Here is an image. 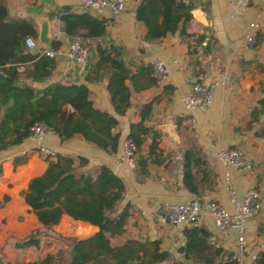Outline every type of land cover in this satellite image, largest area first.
<instances>
[{
    "label": "crops",
    "instance_id": "obj_1",
    "mask_svg": "<svg viewBox=\"0 0 264 264\" xmlns=\"http://www.w3.org/2000/svg\"><path fill=\"white\" fill-rule=\"evenodd\" d=\"M138 2L127 0L124 9L117 13H112L106 7L83 10L105 18L106 30L103 37L86 38L88 64L81 72L83 62L77 63L65 53L71 38L60 30L61 23L57 18L50 19L47 16L49 10L62 5H68L73 11H82L77 1L0 0V3L6 5L10 17L32 20L36 31V18L46 16L50 25V39L56 37L60 41L59 53L53 56L54 67L50 74L41 81L28 79L30 84L42 87L51 82L85 83L91 104L110 113L115 119L109 128L114 138L104 139L108 150L86 139L79 132L61 139L53 130H49L44 136V143L53 148L56 154L72 156L75 164L78 163L77 157H83L85 163L78 165L80 169L100 163L107 165L122 184L116 210L128 206L130 217L126 231L136 226L141 238L157 239L160 248L169 251L174 259H181L176 249L183 242L180 232L182 226L158 223L154 209L159 204L197 198L217 199L228 206L227 193L223 187L225 167L218 160L217 151L230 145L238 147L256 165L249 170L228 169L229 181L234 189L241 193L254 186V183L259 182L258 176L261 182L264 181L261 164L263 139L253 135L258 123L244 127L251 107L261 95L258 83L264 78V71L259 69L258 63L264 64V38L255 46L243 39L244 32L254 30L248 25L250 21L258 23L255 31L264 33L263 0H184L190 4V18L185 23V30L203 36L197 43L193 41V36H180L177 31L143 43L145 27L134 17ZM113 45L122 49L117 50V53ZM106 46L111 47L107 50ZM191 47L195 49L192 55L188 53ZM113 55L123 59L128 71L124 77L116 78L110 85L109 82L107 84L103 66L119 69L120 64L112 58ZM153 57L160 58L166 66V77L160 83L151 82L147 73L137 69L141 64L149 65ZM96 60L99 64L91 65L90 69L91 73H97L99 77L92 78L90 74L85 79L89 63H95ZM193 60H197L198 65H194ZM196 73L207 81L218 77L221 83L215 87L212 100L207 106L186 109L181 93ZM116 84L126 86L129 91L128 103L122 113L115 112L111 103L110 92ZM144 102H149L151 109L142 122L159 132L157 146L160 148L161 159L157 163L148 164L146 176H138L133 166L121 158L119 142L128 134L129 123L140 119L139 107ZM69 107L68 104L61 106L56 116L57 126L61 124L62 116ZM178 116L179 124L175 126V117ZM150 138L151 131L141 134L136 155L146 153ZM34 143V139L25 137L21 142L0 150V199L5 196V200L0 203V223H4L0 228V237L7 232L24 235L30 228H23V223L37 225L35 215L28 209L20 193V190L26 189L29 180L42 174L48 165L47 159L32 148ZM192 146L201 149L206 164L205 171L192 167L196 193L187 190L181 182L182 152ZM18 155L23 156V160L13 164L12 157ZM19 215L21 217L18 220ZM60 218L75 220L65 213ZM194 224L205 226L214 244L234 250L236 264H240L241 259L250 262L257 251L241 256L234 249V233L217 229L206 212H202ZM254 229V220L250 218L246 222V240Z\"/></svg>",
    "mask_w": 264,
    "mask_h": 264
},
{
    "label": "trees",
    "instance_id": "obj_2",
    "mask_svg": "<svg viewBox=\"0 0 264 264\" xmlns=\"http://www.w3.org/2000/svg\"><path fill=\"white\" fill-rule=\"evenodd\" d=\"M190 4L184 0H139L135 7L134 17L145 27L143 40H155L166 33L177 31L181 36H193L196 43L203 38L202 34L190 33L185 30V23L190 18ZM48 18H57L60 30L69 38H78L85 43L86 38L103 37L106 19L97 17L87 11H73L68 5L56 6L47 13ZM30 36L35 40L36 29L33 21L22 17H10L5 4L0 3V150L21 142L29 134V126L34 121L43 122L61 139L74 132L81 133L86 139L105 145V138H114L109 128L115 123L114 117L94 107L88 97L85 83L51 82L42 87L30 84L29 80L41 81L46 78L54 67L53 57L39 54L24 43ZM264 38V33L255 31L253 46ZM60 41L56 37L49 40L48 48H59ZM114 46V45H113ZM111 46H106L110 49ZM120 51V46H114ZM206 49V48H205ZM117 51V53H118ZM195 52L194 47L188 49L189 54ZM117 59L120 67L117 70L108 65L103 66L107 74V84L127 74V67L121 57ZM90 62L84 78L99 77L91 73L90 66L99 64ZM198 65L197 60H193ZM22 65V69H16ZM264 71V64L258 63ZM138 71L149 75V80L156 83L151 76V67L141 64ZM196 72V71H194ZM102 74V73H101ZM197 74V73H196ZM29 79V80H28ZM111 103L115 112L122 113L128 103L129 91L126 86H112ZM261 95L249 111L244 123L248 128L254 123L258 127L253 135L263 139L264 148V78L258 83ZM68 104L70 111L62 116V122L56 125L57 113L61 106ZM151 104L144 102L139 107L140 119L129 123L128 136L135 141L137 151L141 142V134L151 131V138L144 154H135L133 169L138 176L148 174V164L157 163L160 148L157 146L159 132L142 121L148 117ZM74 112V113H73ZM263 118V119H262ZM180 117H175V126ZM74 158L70 155L56 154V159H47L48 165L44 172L32 177L26 189L20 190L28 209L36 217L37 225L27 233L17 237L12 243L15 248L28 245L36 246L39 237L50 230L51 225L58 222L62 213L75 219L77 223L88 222L97 226L93 233L82 236H67L64 255L61 250L47 252L41 257L24 264H236L237 256L232 249L216 245L211 241L210 231L200 224L183 225L180 229L183 242L176 251L181 259H174L169 251L159 247L157 239H145L139 242L126 234V223L130 213L125 205L116 210L121 198L122 184L119 177L105 164H97L87 168H78L84 164L83 157ZM23 160V156L12 157V163ZM264 170V152L261 161ZM182 185L196 193V184L192 167L205 171L206 164L203 153L197 146L186 147L181 159ZM5 196L0 199V203ZM90 227L91 224H88ZM257 231L264 234V219L258 223ZM115 239V242H112ZM150 248L147 250L146 245ZM0 264H19L2 260ZM250 264H264V249H258Z\"/></svg>",
    "mask_w": 264,
    "mask_h": 264
},
{
    "label": "built area",
    "instance_id": "obj_3",
    "mask_svg": "<svg viewBox=\"0 0 264 264\" xmlns=\"http://www.w3.org/2000/svg\"><path fill=\"white\" fill-rule=\"evenodd\" d=\"M80 10L98 9L106 7L112 13H117L124 9L127 0H75ZM264 12V0H263ZM249 27L253 31L243 33V39L246 43L252 45L254 42L255 29L258 26L256 21H250ZM143 43L145 42L142 41ZM26 46L35 44V40L26 36L24 38ZM37 52L41 55L53 57L59 53L58 48L51 49L38 48ZM65 53L68 57L77 63L83 62L87 56V47L80 42L78 38H72ZM151 67V76L156 83L162 82L166 77V66L164 62L153 57L149 60ZM16 69H22V65H17ZM221 83L218 77L205 80L201 74H196L190 81L188 87L181 93V100L186 109L203 108L207 106L213 97L215 87ZM71 110V109H70ZM27 137L34 139L33 149L46 159H53L56 151L43 141L45 134L50 130L43 122L34 121L28 128ZM121 158L129 165H133L136 154V144L132 137L125 135L120 140ZM218 160L224 165L223 173L224 190L227 193L229 205H224L217 199H197L188 198L178 202H162L154 209V217L160 224H169L175 227L194 224L202 212H206L213 225L222 231H232L235 236L234 249L238 253L245 250L246 245V222L252 218L261 205V198L258 190L248 187L241 193H238L229 181V168L249 170L250 159L238 147L230 145L220 148L217 151Z\"/></svg>",
    "mask_w": 264,
    "mask_h": 264
},
{
    "label": "rangeland",
    "instance_id": "obj_4",
    "mask_svg": "<svg viewBox=\"0 0 264 264\" xmlns=\"http://www.w3.org/2000/svg\"><path fill=\"white\" fill-rule=\"evenodd\" d=\"M87 47V45L84 43ZM88 50V48H87ZM70 111V108L67 110ZM74 113V112H73ZM263 119V118H262ZM247 155V154H246ZM248 156V155H247ZM249 157V156H248ZM56 159V156L53 158ZM250 159V169L254 168L256 165L252 163ZM258 176V174L256 175ZM258 178V183H254V186H250L258 190L261 198V205L258 209L257 213L252 217L255 223L254 232H251L250 236H248V240H246L245 250L242 251L240 254L244 257L246 255L252 254L253 251L258 249H264V234H259L257 231L258 223L264 219V181L261 182V177ZM20 215L18 220L20 219ZM137 223V222H132ZM4 223H0V228ZM17 224V223H16ZM19 224V223H18ZM23 228L27 227L32 228L36 223H23ZM90 224V223H88ZM86 223H77L74 220L67 219V218H59L58 222L54 225H51L50 230H46V233L43 236L39 237L38 244L36 246L28 245L27 247L23 248H15L12 246V243L17 237L18 233L16 232H7L4 236L0 237V253L2 255V260L10 261L11 263H19L24 264L29 261H33L43 254L50 252L55 253L57 250H61L62 254L64 255V251L67 246L66 238L67 236H75V237H82L89 235L97 230V226L94 225L90 227ZM137 227L134 226L133 229H128L126 231V235L133 238L138 239L139 242L144 241V238H141L140 233L138 232ZM1 232V229H0ZM137 234V235H136ZM22 236V235H21ZM139 236V237H138ZM115 239H112V242H115ZM147 250H149L150 246L146 245ZM240 264H250L249 261L242 260L239 262Z\"/></svg>",
    "mask_w": 264,
    "mask_h": 264
},
{
    "label": "water",
    "instance_id": "obj_5",
    "mask_svg": "<svg viewBox=\"0 0 264 264\" xmlns=\"http://www.w3.org/2000/svg\"><path fill=\"white\" fill-rule=\"evenodd\" d=\"M36 24H37V31H36V37H35V44L30 46V49L33 51L36 49V47L39 48H45L47 47L51 34L49 32V22L46 16H39L36 18ZM73 60V59H72ZM88 64V57L83 61L82 63V70L86 68Z\"/></svg>",
    "mask_w": 264,
    "mask_h": 264
}]
</instances>
